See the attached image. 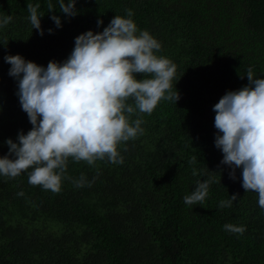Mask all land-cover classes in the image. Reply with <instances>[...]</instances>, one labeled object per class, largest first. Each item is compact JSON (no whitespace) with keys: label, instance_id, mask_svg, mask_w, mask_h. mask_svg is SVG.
I'll list each match as a JSON object with an SVG mask.
<instances>
[{"label":"trees","instance_id":"trees-1","mask_svg":"<svg viewBox=\"0 0 264 264\" xmlns=\"http://www.w3.org/2000/svg\"><path fill=\"white\" fill-rule=\"evenodd\" d=\"M29 3L45 14L43 36L28 20ZM51 3L49 12L48 0H0V15L11 16L0 28V156L8 153L6 139L16 142L32 127L3 57L62 62L76 36L102 31L126 9L161 44L156 55L175 63L179 99L132 114L143 133L117 145L123 163L69 157L57 192L30 184L31 168L0 176V264H264V210L242 188L240 169L232 180L220 163L212 111L226 91L249 83V67L264 78V0H76L74 17ZM81 174L95 177L91 186H74ZM208 177L214 182L204 202L185 205L196 181ZM233 194L231 207H219ZM227 223L246 230L226 231Z\"/></svg>","mask_w":264,"mask_h":264},{"label":"clouds","instance_id":"clouds-1","mask_svg":"<svg viewBox=\"0 0 264 264\" xmlns=\"http://www.w3.org/2000/svg\"><path fill=\"white\" fill-rule=\"evenodd\" d=\"M56 2L66 17L77 15L76 0ZM40 7L29 3L27 11L32 29L43 36L41 18L45 14ZM48 9L54 10L51 0ZM125 11L126 16L115 15L102 31L88 30L76 36L71 53L62 62L49 61L45 67L20 54L3 57L32 127L26 134L19 131L16 142L5 140L8 153L0 156V176L14 178L31 168L30 184L57 192L69 157L89 165L105 158L123 163L117 145L143 133L142 119L132 120V114H151L161 100L176 103L179 94L171 84L175 63L156 55L161 44L147 30H138L132 11ZM50 19L56 28L62 27L59 16ZM10 21V15H0V28ZM102 24L98 19L97 27ZM47 31L52 34L53 29ZM136 74L143 78L137 79ZM245 76L247 85L226 91L213 105L214 146L222 153L220 163L231 169L229 178L235 180L240 169L242 188L254 191L264 210V78H257L252 67ZM94 180L81 174L73 184L91 186ZM213 182L212 177L197 180L194 190L183 197L184 204L203 203ZM236 200V194L228 196L219 201V207H231ZM223 228L237 234L246 230L230 223Z\"/></svg>","mask_w":264,"mask_h":264}]
</instances>
